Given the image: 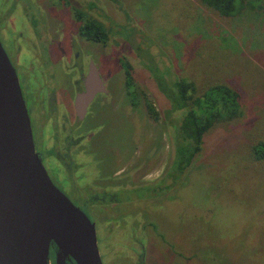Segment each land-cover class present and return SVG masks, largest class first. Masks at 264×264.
Returning a JSON list of instances; mask_svg holds the SVG:
<instances>
[{
  "label": "rangeland",
  "instance_id": "obj_1",
  "mask_svg": "<svg viewBox=\"0 0 264 264\" xmlns=\"http://www.w3.org/2000/svg\"><path fill=\"white\" fill-rule=\"evenodd\" d=\"M35 1L0 0V40L11 54L20 44L21 51L14 54L20 68L32 61L26 56L27 43L33 42L31 50L36 44L39 54L45 48L27 24L29 18L41 17ZM78 1L84 8L93 1L92 14L111 32L105 44L82 43L93 52L108 98L114 99L85 126L101 125L97 149L102 155L112 153L116 184L132 187L127 192L131 202H116L106 211L94 206L89 213L104 264H264V160L253 157L254 144L264 141V10L245 8L227 17L200 0ZM51 4L52 31L61 24L53 38L64 36L68 48L78 23L66 5ZM121 58L132 64L137 91L133 100L127 95ZM149 66L163 71L167 81H193L197 94L225 83L240 95V115L212 125L183 174L164 180L159 178L174 153L170 121L176 122L181 112L166 116L170 105L154 80L156 69ZM145 99L158 111L157 120L148 115ZM84 143L86 149L92 145L89 137ZM94 165L89 163L77 175L78 187L89 183ZM44 166L78 206L70 194L76 188L70 177L51 160ZM141 184L148 196L145 189L134 190Z\"/></svg>",
  "mask_w": 264,
  "mask_h": 264
},
{
  "label": "flooded vegetation",
  "instance_id": "obj_2",
  "mask_svg": "<svg viewBox=\"0 0 264 264\" xmlns=\"http://www.w3.org/2000/svg\"><path fill=\"white\" fill-rule=\"evenodd\" d=\"M41 1L43 0H36L34 2L37 13L41 15L40 19L29 18L27 24L31 32L34 33L33 35L37 37L40 46L43 45L45 47L44 51L39 54L38 50H41L36 44L35 47L32 45L34 49L31 50L30 44L33 42H30V44L27 43L29 47L26 48V56L32 59V61H30L25 68H20V65H17L14 58V54H19L21 51L20 44L13 48L12 54L11 52L9 53L6 48L4 49L18 75L22 95L32 125L34 144L42 162L45 164L48 160H51L56 166L63 169L68 179L70 177L69 181L72 183V187H76L70 194L76 197V200L79 202L78 206H80L85 213L87 211L88 214H86L92 219L89 213L94 206H97L100 211H106V208L110 209L111 205H114L116 202L132 201V198L127 194L128 191H126L132 188L131 185L127 188V186L123 184L117 185L114 180L116 178V171H113V168L111 169L112 153H104V155H102L100 154L101 150L97 149L95 144V139H97L96 132L100 131L99 128L101 125L95 128L85 126L87 120L92 119V117H95L98 113L103 114L107 111V105L110 106V104H112L111 101L114 99L108 98L107 85L100 72L93 52L86 51L82 43H86V45L105 44L110 40L111 32L106 42L91 41L84 38L79 33V27L82 22L75 17L72 8H80L85 11L90 18L100 21L92 14L96 7L93 1L88 2L86 8H84L83 3L78 0H48L49 6H44V1L43 3ZM15 2L24 4L23 0H15ZM51 2H58L63 6L66 5L69 11L71 10L75 22L78 23L77 27L70 33L68 48L65 47L66 43L64 45V36H62L61 39H57L56 37L53 38V34L58 35L60 33H57V30L61 27V24L59 25V23H56L58 26L55 27V29L57 30L54 32L52 31L51 22L53 19L48 13L49 8L52 7ZM90 3L93 4L92 7L89 6ZM49 43L51 46H47ZM33 62L36 63V65H34ZM60 66L62 67V71H60ZM91 66L96 68V72L104 89L103 91L95 93L92 100L86 105L85 112L79 116L76 110V98L78 94L86 90L85 82ZM35 67H38L36 73L34 72ZM47 68L50 70H47ZM29 70L31 73H29ZM30 75H32L33 79ZM27 78H29V82H27L28 86H26ZM30 79H32L31 82ZM31 83H34L32 87ZM100 96H104V98L97 100ZM174 112L176 111L172 113ZM87 137H89L90 144H92L89 146V149H86L84 143ZM90 147H92L91 150ZM97 155H100V157L95 158ZM89 163H95V174L90 178L88 184L80 188L76 183L78 180L77 175L79 176L80 173H83ZM169 173L170 170L167 169L164 175H161L159 179L164 180L165 178L175 177ZM156 180L157 183L160 182L158 178ZM140 186L146 187V185L142 184ZM58 188L62 190L61 187ZM120 189H125V191L122 192ZM118 190L120 191L117 192ZM117 197H119L120 200H118ZM143 197L144 196H142L141 199H143ZM113 226L116 227L117 225L114 224ZM96 238L98 251L102 263L104 264L98 246L100 239L97 236V231ZM139 247L140 249L138 252L143 259L142 244ZM104 255L106 258L108 255L107 252H104ZM47 264L77 263L70 255H64L58 250L56 245L52 243L49 246Z\"/></svg>",
  "mask_w": 264,
  "mask_h": 264
},
{
  "label": "water",
  "instance_id": "obj_3",
  "mask_svg": "<svg viewBox=\"0 0 264 264\" xmlns=\"http://www.w3.org/2000/svg\"><path fill=\"white\" fill-rule=\"evenodd\" d=\"M79 116L102 83L91 66ZM77 264H103L93 220L50 178L36 150L20 81L0 40V264H47L50 244Z\"/></svg>",
  "mask_w": 264,
  "mask_h": 264
},
{
  "label": "trees",
  "instance_id": "obj_4",
  "mask_svg": "<svg viewBox=\"0 0 264 264\" xmlns=\"http://www.w3.org/2000/svg\"><path fill=\"white\" fill-rule=\"evenodd\" d=\"M200 2L227 17L234 16L245 8L264 10V0H200ZM89 6L92 7L93 4L90 3ZM72 9L75 17L82 22L79 27L81 36L95 42H106L108 40L110 29L103 22L90 18L80 8L73 7ZM120 64L123 68L127 95H131L133 100L137 91L134 89L132 65L125 58L120 59ZM150 68L151 71H154V68L156 69L158 76L157 74L153 75L154 73L152 75L158 89L170 105L166 116L172 114L173 111L181 112L176 122L170 121L173 130L174 153L169 166V174L177 176L183 174L194 156L200 151L203 135L212 125L217 121L231 120L240 115V95L236 89L225 83L211 84L201 94H197V87L193 81L185 78H175L173 81H167L165 73H162L163 71L157 66H149ZM145 104L149 116L157 120L158 111L153 103L145 99ZM253 153L255 159L264 160V141L254 144ZM136 189L147 190L140 185H136L134 190ZM120 190L125 191V189ZM129 190L132 189L126 191ZM149 194L147 190L146 196ZM117 198L120 200L119 197Z\"/></svg>",
  "mask_w": 264,
  "mask_h": 264
}]
</instances>
